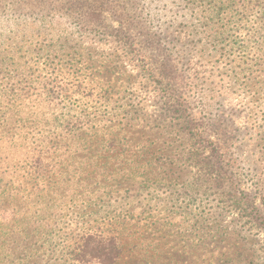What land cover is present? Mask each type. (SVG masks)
I'll return each instance as SVG.
<instances>
[{
  "label": "rangeland",
  "instance_id": "374dc122",
  "mask_svg": "<svg viewBox=\"0 0 264 264\" xmlns=\"http://www.w3.org/2000/svg\"><path fill=\"white\" fill-rule=\"evenodd\" d=\"M132 1L128 12L151 38L132 30L131 46L56 16L9 13L2 4L0 216L6 212L16 222L6 227L0 220V264H75L70 250L79 229L76 205L96 193L108 202L119 196L113 190L123 182L99 168L91 172L98 157L109 154L98 140L151 142L174 158L188 153L187 129L165 113L158 86L141 75L140 47L172 68L201 129L227 141L243 190L264 214V0ZM76 100L85 109L81 120L69 110ZM80 127L84 136H71ZM83 142L89 150L41 154L47 184L35 185L41 144L65 149ZM121 159L112 166L115 172L124 169ZM169 170L171 177L191 182L197 172L183 160ZM170 186L142 193L151 200L140 209L135 198L137 216L149 212L173 224L172 245L154 253L165 258L159 264H264V237L237 222L228 206L221 210L217 193L181 196L179 185ZM108 204L99 205L101 221L115 212ZM143 263L142 256L127 252L120 262Z\"/></svg>",
  "mask_w": 264,
  "mask_h": 264
},
{
  "label": "trees",
  "instance_id": "16d2710c",
  "mask_svg": "<svg viewBox=\"0 0 264 264\" xmlns=\"http://www.w3.org/2000/svg\"><path fill=\"white\" fill-rule=\"evenodd\" d=\"M2 4L9 13H12V9H26L38 18L56 16L73 23L81 30L103 33L111 38L123 40L124 45L135 44V35L132 33L135 29L140 31L139 35L144 40L151 38L149 30L142 27V24L138 26L139 22L128 12L129 5H133L132 0H0V8ZM140 49L141 47L137 51L143 57L138 66L142 77L149 83L152 81L156 83L165 113L173 120H178L183 129H187L186 135L191 141L190 148L187 154H178V158H174L166 153L167 148L157 147L151 142L128 146L116 141L115 138L98 140L109 154L99 156L96 161L101 162H95L91 172L99 168L105 173V177L111 176L113 180L115 177L119 180L121 175L123 182L118 183L113 190L119 196L113 199L110 197L108 202L102 203L104 201L100 198L101 195L96 193L93 200L83 199L80 205H76L80 207L77 210L76 221L79 229L76 231L75 242L70 250L72 257L70 259L75 264H120L123 255L127 252L130 255L142 256L143 264H159L164 260L165 258L155 257L154 253L162 252L168 245H172L169 241L174 234V227L170 219L157 218V215L149 216V212L140 218L135 213L137 209L135 198L137 197L140 205L138 209L147 206L151 197H144L142 193L160 184L169 188L172 184L179 185L181 196L187 194L189 197H197L199 193L207 196L217 193L219 204L222 205L221 210L228 206L234 211L237 222H242L243 227L248 230L253 229L255 233L264 237V214L258 209L253 195L243 190L239 180L240 173L232 166L234 163L230 162L232 158L229 156L227 141L220 134L210 136L201 129L198 118L189 110V102L185 99L184 91L171 76L172 68H168L169 64L160 59L155 60L150 52H142ZM63 91L61 90L60 93L68 96ZM69 110L78 112L76 120H81L80 114L83 115L85 111L77 104V100L75 105L72 103V108ZM216 124L221 126L222 122ZM77 129H74L71 136H74L76 131L84 136V128ZM41 145L33 164L35 174L32 179L37 186L47 184L44 180V173L47 170L42 164L41 154L47 156L62 149L66 153L68 148L73 152L89 150V145L84 142L74 146L67 144L65 149L53 143L51 146L47 143ZM120 157H122L120 161L124 162L121 173L112 170V166L118 164ZM182 160L188 161L197 168L192 182L179 181L170 175L169 169ZM87 173L90 174V171ZM38 179H42V182L39 183ZM100 204H108L106 207L115 211L102 221L98 218L102 214L100 208L103 206H99ZM82 205L85 207L82 208ZM117 210L119 211L116 212ZM5 213L1 214L0 220L8 227L16 220L14 215L6 218ZM80 223L82 225H79ZM52 229L51 226L46 232ZM58 229V233L62 232L61 228Z\"/></svg>",
  "mask_w": 264,
  "mask_h": 264
}]
</instances>
